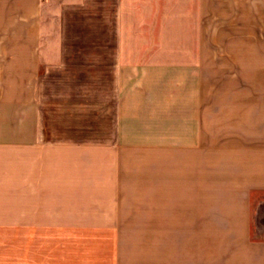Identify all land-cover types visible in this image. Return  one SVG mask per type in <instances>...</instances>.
<instances>
[{"label":"crops","instance_id":"1","mask_svg":"<svg viewBox=\"0 0 264 264\" xmlns=\"http://www.w3.org/2000/svg\"><path fill=\"white\" fill-rule=\"evenodd\" d=\"M260 207L264 0H0V264H264Z\"/></svg>","mask_w":264,"mask_h":264},{"label":"rangeland","instance_id":"2","mask_svg":"<svg viewBox=\"0 0 264 264\" xmlns=\"http://www.w3.org/2000/svg\"><path fill=\"white\" fill-rule=\"evenodd\" d=\"M253 212L252 235L255 238H264V207H260L257 212L253 210Z\"/></svg>","mask_w":264,"mask_h":264}]
</instances>
